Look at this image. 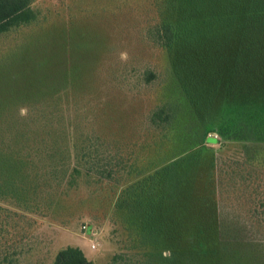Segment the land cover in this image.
Instances as JSON below:
<instances>
[{
    "label": "trees",
    "instance_id": "1",
    "mask_svg": "<svg viewBox=\"0 0 264 264\" xmlns=\"http://www.w3.org/2000/svg\"><path fill=\"white\" fill-rule=\"evenodd\" d=\"M35 1L0 0V37L38 21ZM177 12L149 28L148 36L168 51L180 92L202 128L192 135L193 146L143 168L97 136L79 133L58 103L46 111L21 105L29 109L23 116L13 102H0V201L50 212L84 180L125 185L112 219L127 239L112 264H173L183 246L185 264H256L244 249L248 230L211 216L192 188L214 151L209 144L218 143L211 134L242 142L239 158L218 165L211 157L209 169L217 175L220 169L217 185L238 180L248 220L264 236V0H178ZM154 77L146 72L147 81ZM174 116L173 106L161 104L148 126L164 134ZM52 264L93 262L81 247L67 246Z\"/></svg>",
    "mask_w": 264,
    "mask_h": 264
},
{
    "label": "rangeland",
    "instance_id": "2",
    "mask_svg": "<svg viewBox=\"0 0 264 264\" xmlns=\"http://www.w3.org/2000/svg\"><path fill=\"white\" fill-rule=\"evenodd\" d=\"M33 5L39 13L35 24L0 37V102L16 104L23 116L29 109L21 105L46 111L58 103L79 133L97 136L143 168L193 146L192 135L202 128L180 92L168 51L148 36L149 28L178 15V0H36ZM148 71L155 74L151 81L145 78ZM165 103L175 116L160 134L147 118ZM210 136L218 143L209 144L214 151L196 172L193 195L206 200L211 216L248 230L247 257L264 264V236L248 220L238 180L217 185L220 169L218 175L209 169L211 157L218 165L237 159L244 144ZM124 186L84 180L50 212L0 201V264H52L67 246L83 247L93 264H112L127 239L112 219ZM186 260L185 246L179 247L173 264Z\"/></svg>",
    "mask_w": 264,
    "mask_h": 264
},
{
    "label": "built area",
    "instance_id": "3",
    "mask_svg": "<svg viewBox=\"0 0 264 264\" xmlns=\"http://www.w3.org/2000/svg\"><path fill=\"white\" fill-rule=\"evenodd\" d=\"M88 227V226H87ZM87 227H86V229H87ZM90 233H92L91 231H90ZM97 248V246L95 245V244H92L91 245V249H96Z\"/></svg>",
    "mask_w": 264,
    "mask_h": 264
},
{
    "label": "crops",
    "instance_id": "4",
    "mask_svg": "<svg viewBox=\"0 0 264 264\" xmlns=\"http://www.w3.org/2000/svg\"><path fill=\"white\" fill-rule=\"evenodd\" d=\"M80 247V246H79ZM82 248V250L85 252V250H84V248L83 247H81ZM85 254H86V252H85ZM86 256L88 257V255L86 254Z\"/></svg>",
    "mask_w": 264,
    "mask_h": 264
}]
</instances>
